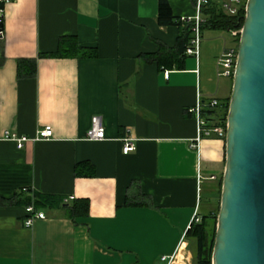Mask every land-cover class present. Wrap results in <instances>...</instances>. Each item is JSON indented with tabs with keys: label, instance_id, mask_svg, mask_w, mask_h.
<instances>
[{
	"label": "crops",
	"instance_id": "crops-1",
	"mask_svg": "<svg viewBox=\"0 0 264 264\" xmlns=\"http://www.w3.org/2000/svg\"><path fill=\"white\" fill-rule=\"evenodd\" d=\"M158 1L0 4V197L31 188L88 201L87 215L46 207L30 225L25 206L0 205V264H166L173 254L192 264L185 233L217 204L225 140L197 139L186 110L230 95L216 59L233 35L203 28L197 56L158 64L180 32L158 24ZM167 1L176 19L195 13L193 0ZM60 43L71 54H54ZM93 116L106 139L85 138ZM45 126L51 137L34 139ZM4 130L27 140L18 147ZM129 136L135 149L123 154Z\"/></svg>",
	"mask_w": 264,
	"mask_h": 264
},
{
	"label": "water",
	"instance_id": "water-1",
	"mask_svg": "<svg viewBox=\"0 0 264 264\" xmlns=\"http://www.w3.org/2000/svg\"><path fill=\"white\" fill-rule=\"evenodd\" d=\"M211 264H264V0H246Z\"/></svg>",
	"mask_w": 264,
	"mask_h": 264
},
{
	"label": "trees",
	"instance_id": "trees-1",
	"mask_svg": "<svg viewBox=\"0 0 264 264\" xmlns=\"http://www.w3.org/2000/svg\"><path fill=\"white\" fill-rule=\"evenodd\" d=\"M202 14L205 17V20L201 24V29L212 28L234 33L232 42L237 44L239 30L241 29L245 15L243 6L238 9L235 15H227L223 11L219 10L215 4H210L209 6L203 8ZM157 22L162 26L176 25L180 29L175 47L172 50L164 49L154 56V60H156L158 64H162L165 63V58L173 56L177 57L184 53L185 46L191 34V24H182L179 18H174L167 0L158 1ZM76 49H78L77 46ZM70 51L71 48H62L60 43L54 54H71ZM83 54L94 55L93 52H85ZM27 63L31 64V70L28 74L32 75L34 73V61L28 60ZM230 80L232 82V79ZM229 96L224 99H220L217 106L211 107L205 105L202 109V114L208 119L225 121ZM204 103L206 104L207 102ZM215 192L218 198L215 208L204 214L199 222H192L185 233V237L190 241L192 264H211V252L215 235L216 216L219 209L221 180L219 181ZM0 205H22L25 207L33 205L35 209L46 207L63 208L66 214L71 218L87 215L88 213V201L86 199H73L70 202H67L60 196L42 194L32 190L31 188H20L16 190L10 198L0 197Z\"/></svg>",
	"mask_w": 264,
	"mask_h": 264
},
{
	"label": "built area",
	"instance_id": "built-area-1",
	"mask_svg": "<svg viewBox=\"0 0 264 264\" xmlns=\"http://www.w3.org/2000/svg\"><path fill=\"white\" fill-rule=\"evenodd\" d=\"M12 0H0V4H7ZM246 0H193L195 13L193 16H181L179 20L182 24H191V34L188 42L185 46L184 53L186 55H198L199 43L201 38V24L204 22L205 17L202 14L203 8L209 6L210 4H215V6L223 11L227 15H235L238 9L243 6L245 9ZM241 30V29H240ZM239 30V33H240ZM234 35V33H232ZM237 58V44L232 43L230 46L225 47L216 59V74L218 77L232 79L235 63ZM168 71H165V76L167 77ZM219 99L213 97L207 101L205 104L198 100L193 107L187 108V113L190 114L197 122L198 125V136L210 135L211 133L216 134L218 137H225L226 132V120H212L208 119L202 114V109L205 105L214 107L219 104ZM52 135V130L50 126H45L37 131L34 139L38 138H49ZM1 138L4 139H14L17 142V146L20 147L22 142L27 140L26 136H14L9 130H4L1 134ZM85 138L91 141H99L106 139L104 126L98 116H93L91 119V124L86 130ZM135 139L132 137H125L122 139L121 152L123 154H128L135 149ZM213 178V177H212ZM66 201V200H65ZM28 212V217L25 220L26 225H30L34 219L44 218V213L41 210L35 209L33 205L26 206ZM200 218L194 216L193 222H199ZM183 239V238H182ZM176 254L171 256H161L160 260L166 264H173L176 260ZM184 262L187 260L183 259Z\"/></svg>",
	"mask_w": 264,
	"mask_h": 264
},
{
	"label": "rangeland",
	"instance_id": "rangeland-1",
	"mask_svg": "<svg viewBox=\"0 0 264 264\" xmlns=\"http://www.w3.org/2000/svg\"><path fill=\"white\" fill-rule=\"evenodd\" d=\"M218 200V198H216V201Z\"/></svg>",
	"mask_w": 264,
	"mask_h": 264
},
{
	"label": "bare ground",
	"instance_id": "bare-ground-1",
	"mask_svg": "<svg viewBox=\"0 0 264 264\" xmlns=\"http://www.w3.org/2000/svg\"><path fill=\"white\" fill-rule=\"evenodd\" d=\"M182 258V257H181ZM182 261V260H181Z\"/></svg>",
	"mask_w": 264,
	"mask_h": 264
}]
</instances>
